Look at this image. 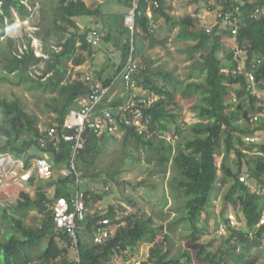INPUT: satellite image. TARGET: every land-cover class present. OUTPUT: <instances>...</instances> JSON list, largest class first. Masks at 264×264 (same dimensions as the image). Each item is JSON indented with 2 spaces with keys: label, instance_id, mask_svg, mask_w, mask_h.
<instances>
[{
  "label": "trees",
  "instance_id": "trees-1",
  "mask_svg": "<svg viewBox=\"0 0 264 264\" xmlns=\"http://www.w3.org/2000/svg\"><path fill=\"white\" fill-rule=\"evenodd\" d=\"M36 1L0 0V37L15 24L16 17L19 20L28 19L31 8L36 7ZM156 1L158 6H150L151 11L164 17L170 28L179 27L178 38L197 40L188 56L191 59L189 75L185 80L175 78V84L179 83L181 100L177 102L173 90L167 84L158 82L159 77L164 78V71L155 72L140 60L143 68L132 74L133 87L123 85L125 97L121 102L115 100L113 104L125 103L132 91L138 93L137 97H157L149 106H141L144 117L148 118L146 129L139 131L136 126L123 124L121 140L124 144L131 142L136 151L144 153L147 165H152L148 173L151 180L143 179L133 186L158 189L167 173L173 172L168 182V194L164 191L157 199V193H152L155 203L164 206L171 199L174 201L171 210L176 213L182 210V214L165 223L154 213L147 216L135 212L120 216L123 206L119 203L109 205L103 214L98 211L92 213L88 209L84 219L79 222L78 264H116V255L124 260L129 259L132 249L142 244L151 246L146 259L140 264H199L203 261L221 264L224 253L220 251H203L200 247L195 253L187 248L172 250L177 225L187 233L191 245L196 244L199 235L206 233V227L200 226L201 221H205L204 225L208 222L212 226L215 212L209 203L217 175L215 156L221 153L224 179L231 180L222 195L224 204L231 205L233 209L238 206L239 217L244 219L248 228L258 221L263 209L264 143L246 141L244 137L264 131V120L261 118L264 106L260 105L261 100L256 92L248 88L250 81L245 74L247 70L252 71L255 82L261 83L257 84L261 89L264 84V0H242L239 13L235 14L238 29L233 37L229 31L218 30L217 25L211 33L196 28L190 15L169 16L164 12L162 0ZM235 3L228 1L223 6L226 9ZM147 7V2L142 1L140 13L135 18V58L138 57L140 38L148 40L150 44L155 42L154 26L147 16ZM258 7L263 8V13L258 18H251ZM51 9L50 20L35 33L43 43L41 55H36L31 44L32 37L24 35L21 50L16 40L7 38V43L0 49V81L21 85L29 92L38 89L42 93H49V101L45 105L49 112L55 114L52 123L57 124L60 132L66 113L77 108L79 103L76 100L88 91L84 79H71V65H80L85 61L83 52L92 55L103 48L102 42L92 46L88 42L87 28L80 30L75 23V18L79 16L99 15V9L89 7L85 0H57ZM124 25L128 30L126 38H129V29ZM219 31L223 34H219ZM223 35H226L224 39L230 40L231 48H224ZM125 51L123 43V60ZM41 63L43 66L39 67ZM240 64L241 70L234 74L233 70ZM166 75L171 73L166 72ZM101 81L112 85V79ZM233 94L241 101L230 103ZM186 104L191 111L190 120L181 111ZM254 117L258 122L256 126L241 127L240 121H253ZM0 132L6 137L0 143V156L10 155L13 160L21 161L22 172L31 167V160L38 153H45L56 167L70 163L71 141L54 137L53 141L49 140L42 146L40 139L43 134L38 125V116L27 112L18 97L7 99L0 96ZM104 137L93 132L86 133L78 160L85 164L93 161V155L98 153L97 142ZM33 146L38 153L33 152ZM245 150H256L257 153ZM231 154L236 159L234 170L226 165ZM244 166H247L248 179L240 182L238 175ZM77 167L82 171L80 164ZM82 172L84 179L83 175L86 174ZM73 179L74 174L71 173L61 182L55 178L39 181L34 172L30 174L27 184L34 187L33 194L21 188L15 203L0 210V225L5 227L0 229V264H71L66 234L56 226L52 210L45 204L53 203L59 197L69 198L71 193L68 186ZM110 179H114L113 175ZM49 188H52V193H49ZM82 192L87 208L89 199L96 202L99 198L89 189ZM126 201L128 205L135 206L131 198ZM31 211L42 215L35 225L25 222ZM159 211L162 213V210ZM104 219L108 223H102ZM223 219L222 224L227 227L226 217L223 216ZM100 227L110 232L97 242L93 237ZM161 234L162 244L157 242ZM257 236H260V232ZM223 237H227L226 245H253L243 230L235 231L228 227L227 235ZM217 255L218 258L214 260ZM252 263V259L246 258L239 264Z\"/></svg>",
  "mask_w": 264,
  "mask_h": 264
},
{
  "label": "rangeland",
  "instance_id": "rangeland-1",
  "mask_svg": "<svg viewBox=\"0 0 264 264\" xmlns=\"http://www.w3.org/2000/svg\"><path fill=\"white\" fill-rule=\"evenodd\" d=\"M250 1L255 2L256 0ZM87 2L90 6H93V0H87ZM56 3L57 0H37L36 7L33 9L31 8L32 12L28 19L19 20L16 17L15 24L8 28L4 36L0 37V49L5 46L8 37H11L12 40H16V44L17 46H19V50L23 49V46H21L20 44L23 42L24 35L26 34L32 37L31 44L34 47L36 55H41L43 43L36 38L35 33L38 32L40 28H42L46 24V22L50 20L52 15L51 7L56 5ZM184 3H186V0L184 1ZM191 6L192 7L190 11L197 10L198 12L196 13V15H200L201 19L205 18L208 21H211L213 19L211 13L212 11H214V9L217 8V6L209 0H198V3L196 2ZM196 15L195 17L197 18ZM88 19L89 16H79L75 18V23L76 25H80L81 22L84 23L88 21L87 25L89 26V28H91L93 27V23L90 21V19ZM80 30H82V27L80 28ZM176 31L177 30H175V33L173 32L171 34V39L168 41L167 48L169 49L161 48V50L165 51L162 54V57L166 56V58L170 62H172L173 60L185 61L184 55L186 54L182 52L179 53V48H181L182 44L184 43H180L181 41H177L175 39ZM51 38L52 36L50 37V39ZM223 45L224 48H231L233 46L230 40H227V44L225 45L224 43ZM42 66V63L39 64V67ZM241 67L242 65L240 64L239 68ZM110 70L111 68L109 69V71ZM33 73H35V67L33 68ZM173 74L176 75L175 72H173ZM179 74L182 77H187L189 75V68L188 71L187 69H185ZM174 75H170L169 78H176ZM162 79L160 77L158 78V81L160 80L161 83H164L165 81H162ZM250 84H254L252 88L257 92L258 95L261 96V94L264 93V88L262 87V89H260V87L257 86V84H261L260 82L256 81L251 82ZM167 86L171 88L175 93L176 101L180 102L179 100L181 99L179 97V90H176V87H178L177 84L172 83L167 84ZM0 96L7 99L18 97L22 101V104L27 112L36 114L38 116V125L41 129L46 128L48 124L52 122V119L55 116L54 113L52 114L48 111V108L45 105V102L49 101L50 94L42 93L38 89L33 90V92H29L21 85H12L7 82L0 81ZM230 101V103H238V101H241V99L233 94V96L230 98ZM260 105L264 106V103L260 102ZM182 110V114L184 113V115L186 116L185 118L188 117V120H190L189 117L191 111H189V105L186 104L185 107L183 106V108H181V111ZM186 110L187 114L185 113ZM262 114L264 115V112ZM5 138V135L0 132V143L4 141ZM121 138L122 131H119L115 135H105L104 138L99 139L97 142L96 146L98 153L96 155H93V161L85 164L81 160H78V158L76 159V163L80 164L82 171H85L86 174L85 176L83 175V177H85L84 179L80 178L78 186L79 190L85 191V189H89L92 194L97 196L96 198L99 197L96 202L93 199H89L87 210L89 209L88 211L92 213L98 211L103 214L105 213L109 205H116L119 203L122 204L123 209H125L124 211L123 209L120 210V216H124L126 213L135 212H138L139 214H146L147 216L154 213L155 216L159 218V220L165 221V223L167 221H171L177 215L182 214V210H180L178 213L171 210L172 204L174 203V201H172L171 199H169L168 203L164 206L155 203V196H153L154 193H152V191H155L157 193V199L162 196L164 191L166 192V194H168V182L170 175L173 172L167 173L166 177L162 180L163 184H161L158 189L150 190L147 187L133 186L136 185L137 181L143 179L151 180V178L148 177V173L150 170L149 168L152 167V165H147V163L144 161V153H139L138 151H136L131 142L124 144ZM245 151L253 154L257 153L256 150ZM221 155L222 153L215 156V164L217 166L222 161ZM234 156V154L229 155L230 159L228 162L230 163V165H232V161H235ZM33 162L34 161L32 159L31 167L26 169L24 171L25 173H23L21 171V161L13 160L10 155L0 156V210L3 208H9V206L15 203V200L18 196V191L21 188H24L28 190L30 194H33L34 187L28 185L27 181H25L27 178V174L29 175L33 172ZM53 171V178H56L58 174H55L56 170ZM117 172L118 174H116ZM244 172H247V166L242 167V169L240 170V174ZM111 175H113L114 179H110ZM126 181L131 185L127 184ZM69 187L70 191L71 189H75V186H73L72 184H70ZM51 189H48V191L50 190L49 193H52ZM223 189L224 190H214L211 196L212 207L216 210V212L218 211L217 214H219L222 218L223 216L227 217L228 215H234V212L232 211H229L228 213L225 212V210H227L228 208L233 207L231 205L223 206L224 202L222 199V195L226 190L225 188ZM262 192H264V190ZM127 198H131L135 202V206L128 205L126 201ZM237 207H235L234 209H236ZM159 210H162V213H159ZM235 214L238 215V213ZM40 215L41 214L36 212H29L27 217L25 218V222L30 225H35L42 218V215ZM237 217L239 218V216ZM216 222L217 221L214 222L213 227L211 228V232L199 235V239L195 245H191V243L187 239V233L184 232L180 225H177V231L173 234L172 246L174 248H172V250L180 249L186 246L190 247L193 251L199 250L200 247L203 251L210 250L211 252H217L218 244L222 237L219 236L217 230L219 226L223 224L221 223L220 225H218ZM3 228L5 227H3V225L1 224L0 229ZM225 235H227V233ZM157 242L162 244V234L159 235ZM259 243L260 242L258 241L253 245ZM260 244L263 245V243ZM141 247L142 245L132 249L130 253V255L133 257L131 260V262H133L132 264H134V262H136L137 260L138 262H141L142 260L146 259V254L143 252L144 248L141 249ZM137 257L141 258L137 259ZM217 258L218 255L214 257V260ZM226 263L229 264L228 262ZM260 263L261 261L258 264ZM201 264L211 263L208 261H203Z\"/></svg>",
  "mask_w": 264,
  "mask_h": 264
},
{
  "label": "built area",
  "instance_id": "built-area-1",
  "mask_svg": "<svg viewBox=\"0 0 264 264\" xmlns=\"http://www.w3.org/2000/svg\"><path fill=\"white\" fill-rule=\"evenodd\" d=\"M142 1L147 2V11H150L151 7H157L156 0H128V11L124 16V23L129 29L130 36L124 41L126 47L125 58L121 63V71L111 77L113 84L116 80L120 79L123 85L128 87L132 86V74L136 73L143 68L140 64V60L135 58L133 53L135 49V43L133 38V31L135 27V18L140 13L139 5ZM214 3L217 8L212 11L213 16L211 22L204 27L207 33H211L213 27L218 26V30L229 31L232 37L237 33V16L239 13L240 4L242 0H209ZM228 1H235L233 7L224 8L223 4H227ZM151 6V7H150ZM234 9V11H232ZM260 9H255L251 18H258L261 14ZM88 42L93 46L98 45L101 42L100 33L96 30L90 32ZM241 68L239 66L236 70H233L234 74H237ZM246 76L248 81H254V75L252 71L247 70ZM85 84L88 86L87 94L78 97L76 100L79 106L75 109H70L61 124V131H58L56 124H52L45 128L42 132L43 136L40 139L42 146L49 140L53 141V138H62L65 141H71L70 163L68 168L70 174H74L72 185L75 189L70 191L69 198L59 197L53 203L47 202L45 205L48 209L52 210L54 221L56 226L61 229L67 237V244L69 247V260L71 264L79 263L78 253V231L80 230L79 222L84 219L87 212L86 202L84 200V194L79 190L80 178H82V171L78 169L76 159L78 152L83 148L85 142V134L93 132L100 135H115L121 130L123 124L136 126L139 131L146 129L148 118L144 117L142 105L149 106L157 97H137L138 93L131 92L128 100L125 103L114 105L112 101L105 102L110 86L103 83L98 78L92 76H86L84 78ZM254 84H249L252 92ZM257 120L256 117L253 119ZM246 141L262 143L264 142V133H256L255 135H249L245 137ZM56 142H54L55 144ZM35 175L39 180H46L54 177L53 167L50 164V159L45 153L39 154L33 159ZM245 175L240 174L238 179L243 182ZM69 190L70 187L68 186ZM102 223H108L107 220H102ZM226 225H220L217 232L223 236L227 233L228 227L235 231L240 228L244 223L241 219L235 215H228L225 219ZM107 228H98L94 234V241H100L102 238L109 234ZM260 232V241L264 243V208L261 211L258 221L252 226L249 231V236L255 237ZM134 264H140L135 262Z\"/></svg>",
  "mask_w": 264,
  "mask_h": 264
},
{
  "label": "crops",
  "instance_id": "crops-1",
  "mask_svg": "<svg viewBox=\"0 0 264 264\" xmlns=\"http://www.w3.org/2000/svg\"><path fill=\"white\" fill-rule=\"evenodd\" d=\"M185 0H162L163 5H164V12H166L169 16H185V15H190L192 16L194 20V26L196 28H203L210 23L211 21L203 18H200V15H196L198 12L196 11H190L191 5L194 3H198V0H186V3H184ZM85 3L92 8H97L99 9V15H93L89 16L90 21L93 23V27L89 28L87 25V22H81L80 28L82 29L87 28L86 33L90 30H97L101 35H102V48L100 51H98L95 54L92 55H87L86 53L83 52V55H85V61L80 64V65H74L70 67V75L71 79L74 78H81L84 79L86 76H92L101 80H106V79H111V77L118 72L121 71V63H122V45L125 41V38L127 37L128 30H126L124 22H123V16L127 12L128 8V0H93L92 5L90 6L85 0ZM197 16V18L195 17ZM147 16L149 17V20H151L152 27L154 26V32H155V42L154 44H150L148 40H144L140 38V43L138 44L139 46V53H138V59L141 61H145L149 65V68H151L155 72H160L164 71L165 75L162 81H165L164 83H161L160 80L158 81L160 84H174L176 83L175 78H169L170 75H166V72L171 73V75H174L173 72H175L176 75H174L178 80H185L186 77H182L179 73H181L183 70L188 68L190 70V65H191V59H188L190 50L192 47L197 43V40H194L192 38H178L177 33L179 30V27H172L170 28L169 22L164 19V17H161L158 14H155L153 11H147ZM88 19V20H89ZM155 22V23H154ZM176 31V36L175 39L177 41H181L180 43L182 44L181 48H179V53H185V61H176L173 60L170 62L166 56L162 57V54L165 52L161 50L163 49H169L167 48L168 41L171 39V34ZM220 32V31H219ZM223 34V33H219ZM226 35L222 36V44L225 43L227 44V39H224ZM184 45V46H183ZM192 55L194 52L191 53ZM221 53H219L220 56ZM199 54H197L198 56ZM179 56V55H178ZM222 56V55H221ZM189 63V64H188ZM187 64V65H186ZM187 66V67H186ZM111 70L109 71V69ZM160 78V77H159ZM169 78V80H168ZM185 78V79H184ZM168 81V82H166ZM179 84V83H177ZM264 88V84L262 85ZM261 87V89H262ZM123 82L121 80H117L115 83H113L110 86V90L105 97V102L107 101H112L114 102L115 100H118L119 102L122 101V98L125 97L124 90H123ZM176 90H180L178 87H176ZM258 98L261 100V102L264 103V93L260 95H256ZM261 118L264 120V115L261 114ZM258 122H254L252 120L248 122L240 121L241 125L244 126H250L254 127L256 126L255 124ZM243 126V127H244ZM242 127V126H241ZM261 155V154H260ZM223 158V154L221 155ZM230 157L226 160V165L231 167L233 170L236 168L235 161H232V165L228 162ZM221 163L218 164L217 166V175L216 179L214 181V190L216 191L217 189H222L223 188H228V186L231 184L230 179H224L222 168H221ZM63 166L67 165H62L60 167L54 168L55 174H58L60 170L63 168ZM68 167V166H67ZM67 177V176H66ZM57 178V177H56ZM55 178V179H56ZM70 184V183H69ZM68 184V185H69ZM50 191V190H49ZM52 192V189H51ZM264 194V193H263ZM212 196V195H211ZM263 206L264 208V196H263ZM212 205V203H209ZM210 205V206H211ZM227 206L226 204H223V206ZM215 213L213 216V224L215 221L218 225L224 222V219L219 215L216 214V210L211 206L210 207ZM232 211L234 212V215L237 217L235 213H238V216H241L238 212V207L236 209L233 208H228L225 210V212ZM35 212V211H31ZM37 213V212H36ZM203 219V218H202ZM244 222V219H242ZM205 221H201L200 226H203L204 228L206 227V233L211 232V228L213 227L209 225H204ZM210 227V228H209ZM220 236V235H219ZM226 238L223 236L221 237L220 243L218 244V251L220 253H224L223 255V262L226 263L228 262L229 264H239L242 263L246 258H250L253 260L254 264H258L260 261V264H264V246L262 244H255V245H243L238 244V247L235 245H226L225 244ZM256 243V241H253V244ZM150 244H142L141 249L144 248L143 252L146 254L145 257H147ZM187 248L191 253H195L196 251H193L190 247L184 246L182 249ZM216 252V253H217ZM132 256L129 255V259L124 260L120 256H115L114 257V262L116 264H132ZM141 257H137V259H140ZM262 259V260H260ZM145 260V259H144ZM138 261V260H137ZM143 261V260H142ZM135 263V262H134ZM252 263V264H253ZM193 264H197L194 263ZM201 264V263H199ZM227 264V263H226Z\"/></svg>",
  "mask_w": 264,
  "mask_h": 264
},
{
  "label": "clouds",
  "instance_id": "clouds-1",
  "mask_svg": "<svg viewBox=\"0 0 264 264\" xmlns=\"http://www.w3.org/2000/svg\"><path fill=\"white\" fill-rule=\"evenodd\" d=\"M250 1V0H249ZM252 2V1H251ZM257 9H260L262 12H261V14L263 13V8H257ZM95 30V29H94ZM92 30H90V32H91ZM97 31V30H96ZM89 35H90V33H89V31H88V38H89ZM101 35V34H100ZM101 42H102V36H101ZM224 69V68H223ZM256 92V91H255ZM256 95H257V92H256ZM255 122H257V120L255 121ZM52 124H55V123H52V122H50L49 124H48V126H50V125H52ZM57 125V124H56ZM47 126V127H48ZM46 127V128H47ZM58 127V126H57ZM62 129V128H61ZM40 130H41V132H44V130H45V128H43V129H41L40 128ZM58 131H59V128H58ZM264 133V131H261V134H263ZM262 143H264V142H262ZM36 153H38V150H37V152ZM38 154H41V153H38ZM46 155V154H45ZM37 157V156H36ZM53 170H54V168H53ZM33 172L35 173V170L33 169ZM23 173H25V172H23ZM242 174V173H241ZM240 175V174H239ZM239 175H238V177H239ZM30 176V174L28 175L27 174V178H26V180L25 181H27V179H28V177ZM39 180V179H38ZM239 180V179H238ZM241 182V181H240ZM264 193V192H263ZM244 223V222H243ZM252 228V227H251ZM251 228H248V227H246V225L243 227V228H238L239 230H243V232H244V234H245V236H247L249 239H260L258 236H257V234H256V236L255 237H250L249 236V231H250V229ZM237 229V230H238ZM236 230V231H237ZM221 236V235H220ZM226 239H227V237H226ZM237 247H238V245H236ZM264 246V245H263ZM136 262H138V261H136Z\"/></svg>",
  "mask_w": 264,
  "mask_h": 264
},
{
  "label": "water",
  "instance_id": "water-1",
  "mask_svg": "<svg viewBox=\"0 0 264 264\" xmlns=\"http://www.w3.org/2000/svg\"><path fill=\"white\" fill-rule=\"evenodd\" d=\"M33 152L36 153L37 152V148L35 146H33ZM50 164L56 168V166H54V161L50 159ZM70 175V170L67 166H63V168L60 170V172L58 173V176L56 178L57 182H61L66 176Z\"/></svg>",
  "mask_w": 264,
  "mask_h": 264
},
{
  "label": "bare ground",
  "instance_id": "bare-ground-1",
  "mask_svg": "<svg viewBox=\"0 0 264 264\" xmlns=\"http://www.w3.org/2000/svg\"><path fill=\"white\" fill-rule=\"evenodd\" d=\"M252 81H250V83H251ZM253 82H255V77H254V81ZM254 121V120H253ZM247 136H249V135H247ZM246 137V136H245ZM245 137H244V139H245ZM263 161H264V157H263V159H262ZM242 174H244L246 177H245V180L244 181H246L247 179H248V173L247 172H244V173H242ZM264 190V189H263ZM262 190V191H263ZM239 219H241L240 217H239ZM242 220V219H241ZM245 226V224H243L241 227L243 228ZM252 241H256V242H260V243H262L261 241H260V239H251ZM263 245H264V243H263Z\"/></svg>",
  "mask_w": 264,
  "mask_h": 264
}]
</instances>
